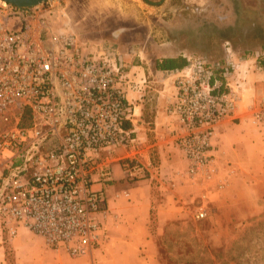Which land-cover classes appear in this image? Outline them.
Masks as SVG:
<instances>
[{"label": "built area", "instance_id": "built-area-1", "mask_svg": "<svg viewBox=\"0 0 264 264\" xmlns=\"http://www.w3.org/2000/svg\"><path fill=\"white\" fill-rule=\"evenodd\" d=\"M49 2L0 0V231L14 236L23 227L79 257L105 238L106 186L116 179L115 167L135 182L150 163L143 161L146 145L128 97L139 80L112 44L88 49L72 32L51 31L46 44ZM233 69L230 59L197 56L169 73L170 139L185 161L183 174L206 185L204 197L211 183L222 190L234 174L225 166L219 174L214 143L219 123L238 108ZM245 113L264 128V95ZM206 216L203 205L194 211L196 219Z\"/></svg>", "mask_w": 264, "mask_h": 264}, {"label": "rangeland", "instance_id": "rangeland-1", "mask_svg": "<svg viewBox=\"0 0 264 264\" xmlns=\"http://www.w3.org/2000/svg\"><path fill=\"white\" fill-rule=\"evenodd\" d=\"M146 1L51 0L44 4L43 38L47 44L49 31L72 32L88 49L100 44L116 46L124 68L139 80L128 90L133 104L143 96L147 103L156 99V88L162 84L149 69L154 56L232 61L256 60L264 54V0ZM111 31L116 35H110ZM138 53L141 66L132 67ZM135 113L138 117L137 107ZM151 119L146 104L145 113L136 120L137 131L141 133L143 125L149 133ZM173 152L171 177L151 171L150 232L157 263L264 264L262 177L253 179V187L238 186L233 191L215 189L213 182L207 188L218 196L204 197L206 185L188 179L181 154ZM200 205L206 207L207 216L196 219L194 211Z\"/></svg>", "mask_w": 264, "mask_h": 264}, {"label": "crops", "instance_id": "crops-1", "mask_svg": "<svg viewBox=\"0 0 264 264\" xmlns=\"http://www.w3.org/2000/svg\"><path fill=\"white\" fill-rule=\"evenodd\" d=\"M110 35L115 36L116 32L111 31ZM118 46L122 49L121 44ZM143 52L139 53L145 56ZM139 53L136 55L138 59L132 62V67L141 66ZM179 56L183 57L175 54L157 55L150 61L149 69L154 72L156 78H160L162 85L156 88L158 92L156 99L147 103V98L143 96L140 102L135 104L139 112L137 119H141L145 113L146 104H149L152 113L149 133L142 124V131L139 132L145 141L143 161L150 163L149 172L144 178L128 183L121 178L120 168L115 167L116 179L106 186L107 211L103 219L105 227L103 242L99 246L91 247L86 255L71 257L63 250L46 246L42 237L23 227H19L14 236H8L0 231V264H7L5 243L10 246L13 264H158L156 246L150 232L153 176L151 171L155 169L164 177L172 176L169 163L174 160L176 154L173 150H176L169 132L175 123L167 114L166 107L175 88L169 73L185 63L178 67L156 68L155 60ZM232 62L234 69L229 81L240 94L239 104L232 117L225 118L219 123L214 136L219 174L224 173V166L234 170V174L224 186L226 191H233L238 186L244 189L253 187L255 183L253 179L256 177H262L261 180L264 181V128L256 127L245 113L264 95V70L260 69L256 60L252 58L233 59ZM123 190L128 191V196L122 194ZM212 193L218 196L212 189L207 195L211 196ZM160 206L161 204L157 206L159 218L162 216Z\"/></svg>", "mask_w": 264, "mask_h": 264}, {"label": "trees", "instance_id": "trees-1", "mask_svg": "<svg viewBox=\"0 0 264 264\" xmlns=\"http://www.w3.org/2000/svg\"><path fill=\"white\" fill-rule=\"evenodd\" d=\"M146 2L149 4L151 3L149 1H146ZM185 61H186L185 57H181V56H179V57H163V58H159V59L157 58L155 60V67L156 68L178 67V66H182L185 63ZM256 62H257L258 67L260 69L264 70V54L259 55L256 59ZM151 212H152V210L150 209V219H151ZM1 232L5 233L3 230ZM5 250H6L7 264H13L12 253H11V249H10V246L8 243H5Z\"/></svg>", "mask_w": 264, "mask_h": 264}, {"label": "water", "instance_id": "water-1", "mask_svg": "<svg viewBox=\"0 0 264 264\" xmlns=\"http://www.w3.org/2000/svg\"><path fill=\"white\" fill-rule=\"evenodd\" d=\"M16 6H34L46 0H4Z\"/></svg>", "mask_w": 264, "mask_h": 264}]
</instances>
